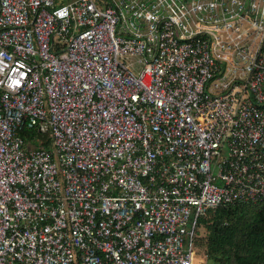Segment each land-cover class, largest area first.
<instances>
[{"label": "built area", "instance_id": "1", "mask_svg": "<svg viewBox=\"0 0 264 264\" xmlns=\"http://www.w3.org/2000/svg\"><path fill=\"white\" fill-rule=\"evenodd\" d=\"M262 200L264 0H0V264H199Z\"/></svg>", "mask_w": 264, "mask_h": 264}, {"label": "trees", "instance_id": "2", "mask_svg": "<svg viewBox=\"0 0 264 264\" xmlns=\"http://www.w3.org/2000/svg\"><path fill=\"white\" fill-rule=\"evenodd\" d=\"M22 130L23 136L34 134ZM39 145L49 147L50 137L37 134ZM205 228L207 264H264V200L210 208L200 217Z\"/></svg>", "mask_w": 264, "mask_h": 264}, {"label": "rangeland", "instance_id": "3", "mask_svg": "<svg viewBox=\"0 0 264 264\" xmlns=\"http://www.w3.org/2000/svg\"><path fill=\"white\" fill-rule=\"evenodd\" d=\"M203 229H204V231H205V228L203 227ZM199 264H207V261H206V259L204 258V259H202L201 261H200V263Z\"/></svg>", "mask_w": 264, "mask_h": 264}]
</instances>
